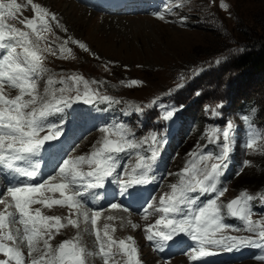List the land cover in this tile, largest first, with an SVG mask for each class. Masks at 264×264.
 Returning a JSON list of instances; mask_svg holds the SVG:
<instances>
[{"label": "rangeland", "instance_id": "1", "mask_svg": "<svg viewBox=\"0 0 264 264\" xmlns=\"http://www.w3.org/2000/svg\"><path fill=\"white\" fill-rule=\"evenodd\" d=\"M71 1L84 7L76 0ZM160 1L159 8L151 2L149 9L135 13L107 15L109 13L94 11L86 19H80L82 22L76 27L78 33L72 34L64 41H61L55 32L57 24L52 18L53 16L57 18L55 4L48 7L45 2L32 1L48 13L44 25L36 20L28 0H17V3L22 5L21 10L13 18L4 17V23L8 27L29 33V39L39 47L41 65L46 69L35 77L37 88L33 95L36 96V101L25 108L24 112H30L33 108L40 109L43 104L51 101L53 96L59 98L60 88L71 89L63 93L65 96L74 97L79 89L81 95L88 90L97 97L92 104L76 102L65 112L57 114L60 117L70 115L63 125L66 128L71 126L74 130L73 134L80 136V141L75 144V148L56 156L55 160L60 159L55 164L56 170L37 183H43L50 177L56 176L59 173L58 166L63 159L91 155L103 143L105 135L117 140L118 133L123 132L127 139L136 143L156 135L162 141V146L153 145L157 147L159 155L150 172L155 177L151 182L155 190L148 205L159 207V198L171 194V185L179 183L178 173L188 161L195 159L199 164V154L220 151L223 144V128L226 127L227 122H231L234 130L231 133L230 158L227 160L229 166L218 185L226 191L224 196L219 198L218 203L226 206L242 192L252 195L254 199L251 202L250 218L253 223L264 221V96L254 100L253 95L250 100L251 110L247 107H242V110L236 109L235 105L237 96L241 100L245 96L259 92L262 88L264 90V78L252 77L227 66L230 58L232 60L247 49V41L242 39L245 35L255 34V37L264 41V0ZM0 2L7 3V0ZM161 15L163 19L157 18ZM106 16L110 17L109 19L116 18L117 23L106 22ZM29 19L37 24L36 32L21 23ZM72 40L84 43L88 51L80 49L78 43L73 44ZM21 51L22 49L17 47V52ZM70 76H80L83 80L77 84L68 79ZM49 79L53 81L50 85L47 83ZM61 80L64 81L63 84L60 83ZM132 80L138 81V84L131 85ZM84 81L87 82V89ZM45 89L48 91L46 92ZM0 94L7 99H14L20 91L5 81L0 88ZM103 96L109 97L110 100L99 99ZM31 98L28 94L23 96L25 101ZM166 111L174 112V116L169 120L163 119ZM84 113L92 115L101 113L105 116L102 118L103 121L100 120L101 125L95 126L82 136L85 126L80 120ZM56 126H59V123H56ZM213 127L221 131L218 133L217 142L210 144L207 133ZM104 128L110 131L105 133ZM43 133L47 134L48 131L45 130L40 135H44ZM67 134L65 140H68ZM250 140H255L251 149L246 146ZM151 144V140L148 139V142L140 144L139 148L129 150L127 154H119V163L122 165H117L116 172L109 178L112 193L118 192L119 181L128 179L126 173L134 167L137 152L144 157L151 155L149 147ZM189 153H197V156L194 158L188 155ZM212 162L217 161H209V165ZM82 170L87 172L90 169L87 165H83ZM53 182L54 180H49V183ZM3 185H7L5 180ZM22 185L23 183L16 186ZM1 189L0 200L5 201L4 207L6 204L8 206L2 208L0 212L5 214L11 212L13 217L4 229H0V232L8 231L13 236V240L1 238L0 241L7 247L23 251L21 254L24 264H32L33 260H36L37 264H47L48 257L55 255L58 246L64 241L72 242L84 249L85 264H104V258L99 255V243L95 233L98 230L101 242H106L107 237L103 234L105 224L109 225V235L113 240L118 242L124 239L129 242V238H132L138 249L140 264H196V260L193 261L191 257L199 253L198 241L194 248L165 258L146 239L145 232V228L149 224H154L162 213H153V210L149 209V213L152 214L145 219L144 211L125 212L123 205L117 202L115 203L122 206L118 208L123 213H129L128 215H132L136 220L135 225L129 226L128 221L125 224L121 223L124 219L119 216L108 220L111 215L103 213L108 209L105 208L98 210L103 218L101 216L98 218L94 230L90 216L93 211L86 208L84 209L89 213L87 221L79 216L75 209H67V206L62 207L66 209H59L55 205L51 209L47 207L45 209V206L39 203L31 204L29 208L33 215L39 208L41 215L63 218L61 223L65 226L60 228L58 233L52 228L53 238L50 240L41 228L42 238L34 239L35 250L31 252L39 250V253L36 256L29 255L28 243L24 239V225L19 222V214L15 212L14 203L7 194L6 188ZM215 195L209 196L208 199L215 198ZM59 197L58 192L46 190L34 196L37 200ZM207 200L202 201L201 204L203 205ZM222 216L223 222L230 226L223 231V235L259 239L256 233L248 232L237 218H228L226 207L222 208ZM69 218L77 220L76 227L67 223ZM50 223L54 224V222ZM219 237L220 233H217V238ZM45 240H48L51 249L45 248ZM37 246L39 249H36ZM204 248L205 251L216 255L217 261L229 260L234 251H240L241 256H237L242 259L225 264H264V260L258 259L264 255V249L245 246L226 251L211 245H204ZM0 255H2L0 259L6 261L3 254ZM41 256L45 257L43 261L40 259ZM126 262L127 257L117 243L112 248L109 264H126Z\"/></svg>", "mask_w": 264, "mask_h": 264}, {"label": "snow or ice", "instance_id": "2", "mask_svg": "<svg viewBox=\"0 0 264 264\" xmlns=\"http://www.w3.org/2000/svg\"><path fill=\"white\" fill-rule=\"evenodd\" d=\"M28 4L35 15L36 20L41 25L46 24L45 17L48 13L44 8L28 0ZM224 7V5H221ZM22 8L17 0H7V3L0 2V49H6L7 54L0 58V88L3 87V82H7L11 87L19 89L20 94L14 99H7L0 94V166L14 171L20 176L29 179L35 178L38 175L37 169L39 165L29 168H14V162L24 161L29 156L37 155L46 142L56 140L61 132L55 124L48 123L47 131L49 134L41 136L40 133L45 131V122L52 115L65 112L66 109L71 108L76 102L84 104H92L96 99L90 91L86 90L81 95L79 89L77 94L73 96H65L63 93L71 91V89L60 88L61 96L56 98L53 96L52 100L43 104L40 109L33 108L30 112H24L30 104H34L36 96L33 95L37 88V80L42 72L46 71L41 65V56L39 55V47L32 43L29 39V33L19 31L16 28H10L4 23V17L13 18L17 12ZM55 19V17H52ZM163 19L164 17L158 16ZM183 19V18H182ZM25 27L31 29L33 32L37 31V24L34 20L29 19L22 21ZM39 40L40 37L38 36ZM73 44L78 42L71 41ZM80 49L88 51L84 43H78ZM17 47L21 48V52H17ZM50 51V49H45ZM69 80L79 84L83 78L80 76H70ZM50 85L53 83L51 79L47 81ZM64 83L63 80L60 81ZM131 85L138 84V81L132 80ZM87 89V82L84 81ZM47 92L48 89H45ZM28 94L32 98L30 100H23V96ZM104 101H109L107 96L99 97ZM151 105H149L150 107ZM174 116L173 111H166L163 119L169 120ZM62 118V117H61ZM233 125L227 122L226 127L223 128V144L218 153L199 154V164L195 159L186 163L183 170L178 173L179 183L171 185V194L162 195L159 198V207L155 205H148L143 209L144 218L148 219L149 209L153 213H162L154 224H149L145 228L147 233L146 239L149 242H157L162 249L168 242H175L174 237L178 234H185L190 236L192 240L198 241L199 253L193 254L191 259L193 261L200 257L207 256L211 253L205 251L204 245H211L221 250L232 251L237 248L251 246L259 249H264V221L251 220L252 205L254 197L244 192L240 193L236 198H233L225 205L218 203L219 198L223 197L226 189H222L218 185L225 170L229 166L227 160L230 158L231 150V133L233 132ZM103 131L108 133L110 130L104 128ZM220 129L213 127L207 133L209 143L215 144L218 139ZM116 134V133H114ZM119 139L112 140L105 135L103 143L99 148L94 150L89 156H78L75 158L63 159L59 167V176L64 182L49 183V180H55L56 177H50L43 183H23L22 186H9L6 191L14 203L15 212L19 214V222L24 225V239L27 240L29 255L34 251L33 241L35 238H42L41 228L44 233L48 235V239H52L51 229L55 228L59 232L60 228L65 225L61 223L59 216H45L41 215L39 208L35 210V215L30 211L31 204L39 203L49 209L54 205L67 206L69 209H75L79 216H82L85 221L89 219V213L84 209L81 203V197L84 193L73 189V186H82L86 189H104V196L120 195L131 197L134 194L133 186L146 185L154 181L155 177H150L149 173L152 171V165L156 161L159 152L157 147L153 145H161L162 141L156 135H151L148 138L136 143L127 139L123 132H119ZM148 139L152 144L151 155L149 157L141 156L139 152L136 153L137 159L134 167L126 173L128 179L126 181H119V191L111 193L107 190L105 181L112 177L117 170L119 162V154H127L129 150L137 149L140 144L147 143ZM255 140H250L247 143V148L251 149ZM188 155L196 157L197 153H189ZM212 162L209 165V161ZM87 165L89 171L84 172L82 166ZM127 168V165H125ZM111 182V181H109ZM42 190L58 192L61 199H35L34 196L41 193ZM71 192V194H69ZM198 193V195H192ZM214 193L215 198L208 199L203 205H200V197ZM5 203L0 200V204ZM6 204V208H7ZM111 209L122 207L117 203L110 204ZM226 207L228 218H237L242 222L243 226L248 232L256 233L258 240L247 237L225 236L223 231L230 226L223 222L222 208ZM125 212L128 209L123 208ZM170 215L172 218H170ZM181 218H176V216ZM101 216L100 211H93L91 213V225L95 230L97 220ZM13 213L0 212V229H4L9 222ZM108 220L113 217L109 216ZM54 222V224L50 223ZM67 223L73 227L77 226V220L68 219ZM40 227H37V226ZM31 226V227H30ZM103 234L107 237L106 242H101L100 232L96 231V240L99 243V255L104 258V264H109V258L112 254V248L117 245L123 254L127 257L126 264H140L138 257V249L135 247L132 238L129 242L124 239L118 242L113 240L109 235V225L103 226ZM217 233L220 237L217 238ZM0 238L13 240L11 234L0 232ZM46 249H51L48 240L44 241ZM107 248V250H105ZM0 253L9 260L14 261L15 264H24L22 254L19 250L7 247L0 243ZM41 261L45 259L40 257ZM264 260V255L258 257ZM0 264H8L7 261L0 260ZM32 264H37L36 260ZM47 264H85L84 249L78 245L64 241L58 246L55 255L49 256Z\"/></svg>", "mask_w": 264, "mask_h": 264}, {"label": "bare ground", "instance_id": "3", "mask_svg": "<svg viewBox=\"0 0 264 264\" xmlns=\"http://www.w3.org/2000/svg\"><path fill=\"white\" fill-rule=\"evenodd\" d=\"M27 1V0H25ZM33 1V0H32ZM42 3H46L47 6L49 7L50 5L55 4L56 8H55V14L57 16V18H55V23L57 24V30L55 31L56 34L58 35L57 37H60L61 41H64L66 39H68L69 37L72 36V34L76 35L78 33V31L76 30V27H79L78 24L81 23L82 21L80 19L84 18L86 19L88 16L92 15L93 13L87 8V7H80L78 6V4L74 3L73 1H69V0H39ZM64 2V3H63ZM80 3V2H79ZM54 6V5H53ZM48 10V9H47ZM51 13V12H50ZM75 15H77V17H75ZM110 15V14H107ZM106 22L108 21L109 23H117V19L113 18V19H109L110 17L106 16ZM52 22V21H51ZM53 27V26H52ZM56 27V26H55ZM34 36V35H33ZM32 38V37H31ZM34 39V38H33ZM62 44V43H61ZM54 46V45H53ZM40 84V83H39ZM5 88V87H4ZM84 128V127H83ZM68 135V134H67ZM46 173V172H45ZM57 179L54 180L53 183H59V182H63L62 178L59 177V175L57 174L55 176ZM4 180L7 181V178L3 176V179H0V185L3 184ZM14 180V179H11ZM45 192V191H44ZM51 192V191H50ZM57 193V192H56ZM95 193V194H93ZM49 195V193H48ZM95 196V197H94ZM97 196V198H96ZM88 197L89 200H93V197L95 198V200H97L100 197V194L96 192V190L94 189H88V196L85 195L83 197V200L85 202V199ZM53 199V198H52ZM56 199H61V198H56ZM56 207H59V209H66V208H62L63 206H59V205H55ZM6 207V206H5ZM4 207V203L0 204V211L2 208ZM45 209H47L45 207ZM69 209V208H67ZM88 209V208H86ZM56 210V209H54ZM89 210V209H88ZM14 211V210H13ZM66 211V210H65ZM9 213V212H8ZM52 213V212H51ZM60 213V212H59ZM103 213H108L111 216H113V218H117L119 217H123L124 220H120L121 223L123 222L124 224L127 222V224L129 226L135 225L136 220L132 217V215H128L123 213L119 208L117 209H111L108 208L105 211H103ZM67 214V213H66ZM47 216V215H46ZM91 216V215H90ZM102 217V216H101ZM106 217V216H105ZM104 217V218H105ZM103 218V217H102ZM63 220V218H61ZM70 219V218H69ZM120 219V218H118ZM99 220V219H98ZM122 226V225H121ZM127 226V225H126ZM72 227V226H71ZM66 228V227H65ZM8 229V228H7ZM12 230V229H11ZM22 230V229H21ZM10 231V230H9ZM61 231V230H60ZM69 231V230H67ZM73 231V230H72ZM19 232V230H18ZM52 232V231H51ZM5 233L9 234L8 231H5ZM56 233V232H54ZM76 233V232H75ZM17 234V233H16ZM21 235V234H20ZM57 235V233H56ZM74 235V234H73ZM53 236V235H52ZM59 237V236H58ZM23 238V237H22ZM0 240H2L0 238ZM5 240V239H4ZM3 240V241H4ZM0 243H3L2 241H0ZM10 243V242H9ZM26 243V242H25ZM4 244V243H3ZM36 245V244H35ZM26 246V245H25ZM36 249H39L38 246ZM38 252H33L31 253L32 255L36 256L39 253V250H37ZM48 251V250H47ZM23 252V251H21ZM2 256V255H0ZM27 258V257H26ZM4 259H6V261L8 262V264H15L14 261L9 260L8 257H4ZM2 260V259H0ZM25 260V259H24ZM27 260V259H26Z\"/></svg>", "mask_w": 264, "mask_h": 264}, {"label": "trees", "instance_id": "4", "mask_svg": "<svg viewBox=\"0 0 264 264\" xmlns=\"http://www.w3.org/2000/svg\"><path fill=\"white\" fill-rule=\"evenodd\" d=\"M255 37V34L251 35H245L244 38H242L244 41H247L246 47L244 53L230 58V61L227 63V66H231L239 71H243L247 73L249 76H258L261 78H264V41L260 40V38ZM256 91V90H255ZM252 95V96H251ZM254 95V97H253ZM264 96V90L263 88L259 92H255L253 94H250L248 96H245L244 98H241V100L238 99V96L235 98V105L236 109L242 110V107H247L248 110L251 107V99H257V97ZM259 97V98H260ZM262 107V105H260ZM251 110V109H250Z\"/></svg>", "mask_w": 264, "mask_h": 264}]
</instances>
